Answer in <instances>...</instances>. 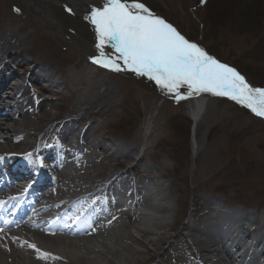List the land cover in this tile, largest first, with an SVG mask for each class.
<instances>
[{
	"label": "rangeland",
	"instance_id": "obj_1",
	"mask_svg": "<svg viewBox=\"0 0 264 264\" xmlns=\"http://www.w3.org/2000/svg\"><path fill=\"white\" fill-rule=\"evenodd\" d=\"M142 1L169 18L190 39L201 40L213 54L239 66L248 79L264 84V0H210L206 5L199 0ZM102 3L0 0V28L4 23L6 29L10 28L12 23L13 32L24 30L29 37L24 47L13 48L14 54L4 61L10 65L7 74L20 78L21 86L27 84L25 80H32L41 93L38 101L42 103L36 100L27 106H33L35 114L27 113L19 123L28 121L42 127V115L55 120L74 114L78 120L70 123L73 132L79 135L84 130L90 144L74 159L64 155L63 160L65 150H61L59 164L66 168L76 163L79 168L86 166L75 173L89 177L88 166L94 163L92 176L122 175L115 181L118 185L121 181L134 182L139 193L147 185L167 197L175 208L176 232L167 231L168 240L156 251L149 245L151 254L145 249L147 254L144 251L142 257L154 264H174V250L181 257L186 254L188 264H196L190 259L191 248H187L190 242L184 239L188 224L213 223L220 204L264 215V121L225 98L209 97L206 112L197 124L187 101L177 102L173 94L161 90L149 78L131 71L97 68L91 62V57L98 54L97 37L86 17ZM40 34L47 37L41 38ZM34 35L39 37L37 42ZM17 39L10 37V43L14 46ZM105 51L113 53L107 45ZM96 86H102L98 93L110 89L116 91L117 97L102 106L99 103L92 110L94 113L85 115ZM185 90L182 88L181 92L186 94ZM28 91L31 95V89ZM82 97L85 103L80 105ZM220 109L225 116L219 118ZM149 116L154 123L150 125L153 133L147 143L144 135ZM70 142L68 146H73ZM119 147L135 150L127 156L118 151ZM140 159V169L132 170ZM119 168L131 172L124 174ZM182 201L186 204L184 216L178 211ZM150 213L165 217L160 209L150 208ZM210 231L219 233L216 227Z\"/></svg>",
	"mask_w": 264,
	"mask_h": 264
},
{
	"label": "bare ground",
	"instance_id": "obj_2",
	"mask_svg": "<svg viewBox=\"0 0 264 264\" xmlns=\"http://www.w3.org/2000/svg\"><path fill=\"white\" fill-rule=\"evenodd\" d=\"M0 31L2 33L0 37L2 38V41H4L2 45H0V48L3 49L5 53L11 52L13 48L17 49L24 47L25 39L18 38V43L13 46L10 43V37L13 36H8V31L5 29L4 25L0 28ZM23 32L24 30H15L14 33L18 35H15L16 37H19L20 33ZM8 69L9 65L6 64L0 72V88L4 87L5 90H11V92H14L16 89V81L14 80L16 79H13V74H6ZM101 87L102 86L95 87V92L91 94L92 96L89 98L91 106L89 109H86L85 115H89L93 107L99 105V103L102 106V104H105L109 99H116V91L111 92L109 89L102 93H98L97 91H99V88ZM22 88L23 87L17 92V94L20 93L19 97L25 95L26 90ZM2 100L3 98L0 97V103ZM84 103L85 98L82 97L79 104L82 105ZM146 104L150 106L148 102ZM207 104L208 100L205 98H197L196 101L192 102L191 113L193 114L196 123L199 124L201 122L205 109L208 106ZM22 105V100L18 99L13 108L15 109V113L20 115L19 118L22 116V119H25L28 114L25 113ZM224 114V111L220 109L218 117H224ZM0 117L6 122L9 121L11 123L7 126L8 128L0 129V131H2L0 132V151L6 152L11 150L13 144L20 145L21 140L26 136H38L39 134L46 135V129L54 127L53 122H55L51 116L42 115V128L41 126L31 125L28 121L21 125L18 123L19 121L14 124L13 120L16 119H13V116L10 114H8V116L0 115ZM256 120L262 122L258 119ZM262 123L264 124V122ZM9 127L11 129H16L17 131L23 129H26V131L23 136L16 139V137L13 136V130ZM72 130L73 129L71 128L67 131L69 135ZM44 149L46 151L49 149L47 143H45ZM134 150L135 148H118V151L121 153L123 152V154L127 156H131ZM77 153V151L70 152L68 158L75 157ZM142 162L143 160L140 159L133 169L139 170ZM95 167L96 166L93 163L89 166V168L94 171ZM58 169H60V165H58ZM58 169L56 166L54 171H48L52 175ZM130 172L131 169L126 171V173ZM57 173V178L56 176L46 177L47 185H36V188L33 190L30 188V190L24 195V199L17 200L18 197L14 198L15 201L12 203L11 208L9 202L6 204L3 203L1 198L3 196L0 194V229H2V231H0V264H146L148 262L142 257L145 253L147 254L145 249L151 254V248H149V245L153 246L154 251H156L160 248V245L168 240L166 236L167 231L170 230L168 228L170 224L168 217H134V214L136 216H138V214L133 213L132 211L128 214L123 212L111 215L106 223L100 225L95 230H84L85 228L83 229L82 226L83 222L81 223L82 225L77 227L68 225L66 221L65 226L62 223L64 215L61 211L57 213V216L60 219H54L56 214H54V216H48L45 213L56 207L60 208L65 202L71 201L73 199L72 192L82 189L83 185L87 183L84 182V180L82 181L81 178L76 177V175L72 174L70 171L68 173L66 171H57ZM103 187L104 185H98L90 192L89 196L84 198V200L83 198H79L76 201L77 204L83 205L87 199L90 197L95 198L99 192L108 199L110 194L105 195V193L108 192L103 190ZM10 188L11 186L8 185L6 190H9ZM2 190H0V193H2ZM155 194L163 201L167 199V197L160 196L158 192ZM44 195L49 196L51 199L48 198L50 199L48 203L42 205L41 199H47ZM32 196L34 197V205H37L38 202L39 204L33 209V216L28 218L29 221L25 222L27 218L18 216L20 211L16 214L15 218L11 220L12 215L8 208H10V210H12V208L19 209L20 207L27 209L33 201L31 198ZM105 201L106 200L99 202L97 204L98 208L101 207ZM144 202V200H141L140 203L142 204ZM218 210L222 215L215 217L213 223H208L206 221L203 223L204 226L188 224L189 231L187 232L185 239L189 240L190 244L196 248L195 257L199 259V264H237L235 262H238V264H253L252 261L256 262L260 257L259 255L257 257V248H261V257H264V215H259L261 213L260 211L259 214H256L254 212H248L246 209H235L223 204L219 205ZM5 211L7 214L4 216H10L9 219L2 218ZM97 215L94 218L95 221L101 222L104 218L103 213ZM124 219L126 222H124ZM51 220H54L55 222H52ZM132 221H134V223ZM16 224H21L19 229H24L28 236L23 238L24 236L14 228L17 226ZM249 226L250 229H248ZM214 227L217 229L219 228L220 232L218 234L211 233L210 230ZM131 228L137 232L138 235L133 231H130ZM231 230H234L233 234H229L231 233ZM235 233L240 234L241 237H236ZM130 242L137 243L138 246H141L144 249L137 246L134 247ZM241 242H251L253 243V246L242 252L243 245ZM34 243L37 245L36 248L31 247ZM144 251L145 253L143 254ZM178 258V256H173L172 262L177 264ZM139 260L141 261L139 262Z\"/></svg>",
	"mask_w": 264,
	"mask_h": 264
},
{
	"label": "snow or ice",
	"instance_id": "obj_3",
	"mask_svg": "<svg viewBox=\"0 0 264 264\" xmlns=\"http://www.w3.org/2000/svg\"><path fill=\"white\" fill-rule=\"evenodd\" d=\"M86 18L94 25L97 37L98 54L91 57L93 63L146 76L173 94L177 102L212 93L230 97L264 117V87H253L237 69L185 38L139 0H103ZM106 45L112 54L105 51Z\"/></svg>",
	"mask_w": 264,
	"mask_h": 264
}]
</instances>
